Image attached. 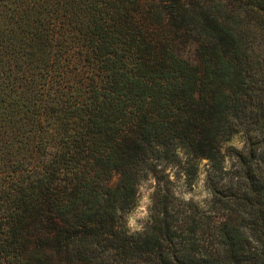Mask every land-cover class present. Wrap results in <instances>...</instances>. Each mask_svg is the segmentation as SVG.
<instances>
[{
	"label": "trees",
	"instance_id": "16d2710c",
	"mask_svg": "<svg viewBox=\"0 0 264 264\" xmlns=\"http://www.w3.org/2000/svg\"><path fill=\"white\" fill-rule=\"evenodd\" d=\"M0 264H264V0H0Z\"/></svg>",
	"mask_w": 264,
	"mask_h": 264
},
{
	"label": "rangeland",
	"instance_id": "374dc122",
	"mask_svg": "<svg viewBox=\"0 0 264 264\" xmlns=\"http://www.w3.org/2000/svg\"><path fill=\"white\" fill-rule=\"evenodd\" d=\"M236 147H240L241 144L234 141ZM206 161H203L199 166V175H196L192 180H188L185 173L184 162L177 167H169L165 174L168 175L169 180L172 182L171 188L174 193L182 200H192L194 202H204L208 199V190L204 184V165ZM116 179H114L115 181ZM155 183L153 180H145L139 186V198L137 205L126 217L127 228L130 233H140L149 223L151 196L154 191Z\"/></svg>",
	"mask_w": 264,
	"mask_h": 264
}]
</instances>
